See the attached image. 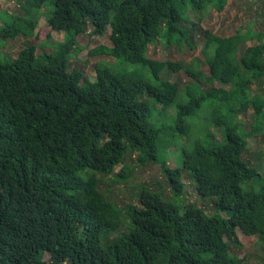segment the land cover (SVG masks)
Wrapping results in <instances>:
<instances>
[{"label":"trees","instance_id":"trees-1","mask_svg":"<svg viewBox=\"0 0 264 264\" xmlns=\"http://www.w3.org/2000/svg\"><path fill=\"white\" fill-rule=\"evenodd\" d=\"M229 1L23 0L25 16L0 14L4 43L31 37L44 5L50 29L65 34L40 62L29 44L13 62L0 60V264H242L238 228L264 242V175L244 157L249 136L264 131V31L222 37L199 29ZM109 29L111 47L92 54L116 61L100 64L94 80L71 69L78 37ZM197 29L208 74L201 62L187 67L193 81L181 87L162 76L180 65L155 61L149 47L160 40L194 50ZM248 109L255 123L244 133L236 115ZM133 153L141 166H161L171 198L145 185L137 203L115 199L113 183L133 175L125 161ZM184 171L200 196L214 198L215 212L176 203Z\"/></svg>","mask_w":264,"mask_h":264},{"label":"rangeland","instance_id":"rangeland-1","mask_svg":"<svg viewBox=\"0 0 264 264\" xmlns=\"http://www.w3.org/2000/svg\"><path fill=\"white\" fill-rule=\"evenodd\" d=\"M21 2L23 0H0V14L17 15L23 17L26 15L25 10L22 9ZM49 8L44 5L40 10V14L37 19V27L32 32L31 37L18 36L13 40L4 41L0 40V60L3 64L11 63L16 59V55L20 49L26 46V44L33 45L36 47V61L40 62L41 57L44 54H48L53 50L55 44L63 43L65 41L64 33L53 32L47 24V14L49 13ZM260 12L263 14L260 17ZM16 16V17H17ZM0 17V26L1 18ZM193 17V16H191ZM193 21L197 22L196 18ZM11 19L8 20V23ZM192 24L188 25L190 28ZM253 27L255 30L264 31V4L256 6L253 0H230L228 5L225 7L223 12H217L215 10L209 11L204 15L200 22V28L202 31L209 30L215 35L222 37H229L236 34L239 29L248 30ZM92 30L85 35L78 37L77 45L71 51L70 66L71 69L81 70L85 77L94 80L97 74V67L102 63L113 64L116 60L112 56L107 54H92V52L99 47H111L110 34L111 29H109L102 36H93L91 34ZM197 34L199 33L197 29ZM200 43L194 50H187L185 47L183 50H179L177 46L168 47L163 41L157 40L154 45L149 47V56L155 61L159 62H171L180 65L178 71L165 69L162 72V76L171 82H179L181 87H185L188 83L192 82L193 79L189 73H187V67L190 69H195L198 62H201L200 69L208 74V67L205 64V56L203 55V38L198 34ZM258 41H252L247 44V46L255 45ZM49 44V45H47ZM51 45V46H50ZM36 62V64H37ZM121 69L125 71H131L135 69L134 65L123 64L120 66ZM169 69V70H168ZM204 88H208L209 84H203ZM257 87H253L255 91ZM264 95V90L261 92ZM154 109H160L158 105H153ZM177 107L174 105L170 110L169 114H176ZM200 119L204 117V113L200 114ZM171 118L168 120L170 121ZM196 119L195 121H197ZM236 120L242 123L241 131L244 133H249L253 130L255 123L254 111L252 109L243 110L236 115ZM191 123H195L191 120ZM202 126L200 121L196 125ZM215 133L217 138L221 137V130L217 127H209ZM208 131V130H207ZM264 132V131H263ZM263 132L252 133L249 136V147L248 151L245 153L244 157L251 160L252 164L257 166L260 172L264 175V135ZM195 134V133H193ZM187 136L180 138V141H187ZM179 145L173 146L169 149L168 160L171 166L177 164V156L180 154ZM129 165L132 166V177L129 182H124L120 184H115L116 194L115 199L123 206H127L133 200L137 203V194L140 192L141 188L145 185L152 187L153 189H158L164 193L165 198H171L173 192L170 189L167 176L162 172L161 166L159 164H148L146 166H141L137 162V154L133 153L128 155L125 160ZM124 166V163L117 167V172H120ZM109 181V179H107ZM184 182L183 194L181 197L176 199V203H184L186 201H194L198 206L203 207L207 212H215V203L213 197H202L200 196L189 177V174L184 171L182 177ZM110 182V181H109ZM122 188V189H121ZM124 227L126 230L129 226ZM115 235L118 232L114 233ZM237 234L241 242V247L234 248L239 258H244L242 264H264V242H260L257 236H248L241 229L238 228ZM47 260L49 257H46Z\"/></svg>","mask_w":264,"mask_h":264}]
</instances>
